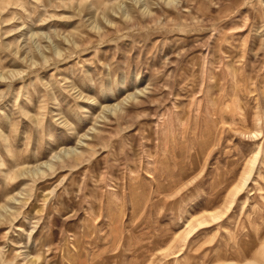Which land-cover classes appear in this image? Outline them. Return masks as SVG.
<instances>
[{
    "label": "rangeland",
    "instance_id": "rangeland-1",
    "mask_svg": "<svg viewBox=\"0 0 264 264\" xmlns=\"http://www.w3.org/2000/svg\"><path fill=\"white\" fill-rule=\"evenodd\" d=\"M223 262L264 264V0H0V264Z\"/></svg>",
    "mask_w": 264,
    "mask_h": 264
},
{
    "label": "bare ground",
    "instance_id": "bare-ground-1",
    "mask_svg": "<svg viewBox=\"0 0 264 264\" xmlns=\"http://www.w3.org/2000/svg\"><path fill=\"white\" fill-rule=\"evenodd\" d=\"M68 152V154L69 155H72L73 154V156L71 157L73 160H77L78 158H79V152L77 153V152H72V149L71 150H67ZM81 157V156H80ZM253 165H254V163H253ZM252 165V166H253ZM37 172V171H36ZM39 174H41V173H39ZM248 176V175H247ZM246 181H247V179H245L244 180V184L246 183ZM209 215H210V213H209ZM216 216V215H215ZM215 217H213V219H214ZM212 219V218H211ZM220 264H236V263H233V262H223V263H220ZM247 264H253L252 262H248Z\"/></svg>",
    "mask_w": 264,
    "mask_h": 264
}]
</instances>
